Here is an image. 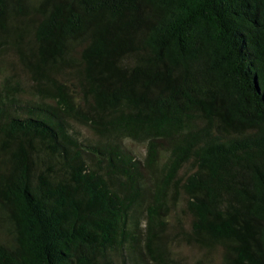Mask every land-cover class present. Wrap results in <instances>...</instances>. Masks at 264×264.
<instances>
[{
  "label": "trees",
  "instance_id": "1",
  "mask_svg": "<svg viewBox=\"0 0 264 264\" xmlns=\"http://www.w3.org/2000/svg\"><path fill=\"white\" fill-rule=\"evenodd\" d=\"M0 220V264H264V0H0Z\"/></svg>",
  "mask_w": 264,
  "mask_h": 264
},
{
  "label": "rangeland",
  "instance_id": "2",
  "mask_svg": "<svg viewBox=\"0 0 264 264\" xmlns=\"http://www.w3.org/2000/svg\"><path fill=\"white\" fill-rule=\"evenodd\" d=\"M82 131L85 134H87V132L84 129ZM131 145L138 154L142 155L144 153V146L142 144L133 143ZM170 220H172V217H170ZM5 227L6 225L3 223V221L0 220V239L9 238V234ZM172 246H173V249L176 251L177 255L189 261H191L192 259L196 257H199L202 254V251L198 249L197 247L189 246L182 242H174Z\"/></svg>",
  "mask_w": 264,
  "mask_h": 264
}]
</instances>
